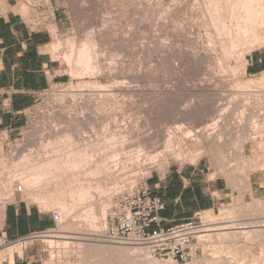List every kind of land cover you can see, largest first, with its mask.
I'll list each match as a JSON object with an SVG mask.
<instances>
[{"label":"rangeland","instance_id":"374dc122","mask_svg":"<svg viewBox=\"0 0 264 264\" xmlns=\"http://www.w3.org/2000/svg\"><path fill=\"white\" fill-rule=\"evenodd\" d=\"M26 3L47 8L37 18H44L57 36L56 58L72 81L54 85L42 93L16 135L0 133V190L4 189L6 194L2 198L7 199L6 204H0V227L1 208L9 203L25 201L45 215L55 210L62 214L52 200H60L64 193L71 200L69 193L76 184L74 174L61 178V174L49 175L36 186L25 184L27 178L35 176L31 169L54 158L55 150L62 145L90 142L107 146L99 158L106 159L108 165L98 176L100 181L94 182L95 197L90 200L93 211L89 213L90 203L78 205L75 214L72 211L63 224L53 227L55 233L45 235L70 236L73 245L66 248L65 239H54L57 244L50 248L45 242L47 238L42 237L21 244V253L19 250L15 253L22 255L25 247L30 246L36 260H42L43 264H98V259H86L90 243L122 245L87 239L100 240L99 236L106 231V217L122 195L145 184L156 171L164 174L175 165L207 163L232 183L247 187L249 170L259 169L262 166L259 156H264V81H259L264 72L250 75L248 71L251 57L264 54V0H26ZM58 7L66 19L61 32L54 15ZM215 122L220 136L205 142V129ZM112 133L121 134L124 142L110 144ZM118 150H124L123 154L111 158V153ZM97 185L105 190L97 191ZM18 186L23 187L22 193L16 191ZM40 196L48 202L38 203L35 199ZM257 204L263 205L264 201L236 197L219 214L204 213L202 218L206 225L209 219L215 224L260 221L264 208L258 210ZM104 205L108 206L105 216L101 212ZM229 211L234 215L225 217L224 213ZM92 214L97 216L93 222L84 217ZM5 247H0V264H13L14 258H10ZM202 248L203 253L188 264H219L208 257L215 251L221 256L218 259L231 255L241 259L237 261L240 264L264 261L261 245L243 239L217 244L203 242ZM142 251L137 253L138 264H143L145 254L149 256L146 250Z\"/></svg>","mask_w":264,"mask_h":264},{"label":"crops","instance_id":"0c3cea01","mask_svg":"<svg viewBox=\"0 0 264 264\" xmlns=\"http://www.w3.org/2000/svg\"><path fill=\"white\" fill-rule=\"evenodd\" d=\"M0 3V49L4 53L0 63V133L13 136L25 126L27 113L40 95L54 85L72 81V77L56 58L57 36L44 18H37L47 8L28 6L26 0H1ZM54 15L57 30L61 32L65 13L58 7ZM248 71L250 75L264 72V54L251 57ZM259 158L262 166L249 170L247 187L232 183L207 163L175 165L164 174L156 171L147 179V184L152 196L166 205L161 213L164 225L180 224L197 214H219L236 197L264 201V156ZM1 209L0 238L6 244L54 227L51 214L45 215L25 201L9 203ZM6 244L2 246H9ZM29 247H25L22 255L14 254L13 264H43L42 260H36L33 248Z\"/></svg>","mask_w":264,"mask_h":264},{"label":"bare ground","instance_id":"6f19581e","mask_svg":"<svg viewBox=\"0 0 264 264\" xmlns=\"http://www.w3.org/2000/svg\"><path fill=\"white\" fill-rule=\"evenodd\" d=\"M248 1V0H247ZM260 2V1H259ZM209 3V2H208ZM246 3V2H245ZM248 5V4H247ZM252 6V5H251ZM233 7V6H232ZM242 7V5H241ZM236 8V7H235ZM206 9V8H205ZM252 9V8H251ZM256 10V8H254ZM253 10V9H252ZM264 10V9H263ZM261 11V10H260ZM230 12V11H229ZM249 12V11H248ZM246 12V13H248ZM252 12V11H251ZM250 13V12H249ZM214 14V13H213ZM227 15V14H226ZM259 15V14H258ZM244 16V15H243ZM258 17V16H257ZM264 17V16H263ZM261 18V16H260ZM264 20V19H263ZM231 21V20H230ZM229 21V22H230ZM261 22V21H260ZM262 23V22H261ZM258 24V23H257ZM260 24V23H259ZM258 24V25H259ZM250 25V24H249ZM248 25V26H249ZM254 25V24H253ZM255 26V25H254ZM263 26V25H262ZM241 27V26H240ZM243 27V26H242ZM243 29V28H242ZM253 29V28H251ZM238 30V29H237ZM240 31V30H238ZM231 33V32H230ZM243 33V32H242ZM222 37V36H221ZM254 37V36H253ZM237 38V37H236ZM256 38V37H255ZM247 39V38H246ZM253 39V38H252ZM241 40V39H240ZM254 40V39H253ZM261 40V39H260ZM262 45V44H261ZM254 46V45H253ZM256 46V45H255ZM264 46V44H263ZM84 47V46H83ZM87 47V46H86ZM58 47H56V51H57ZM85 49V47L83 48ZM82 49V53H85V51L83 52ZM250 49V48H249ZM249 51V50H248ZM241 52V51H240ZM235 53V52H234ZM218 54V53H217ZM85 55H87L85 53ZM84 55V56H85ZM78 56V55H77ZM88 56V55H87ZM86 56V57H87ZM78 58V57H77ZM227 58V57H226ZM80 60V59H79ZM81 62V60L79 61ZM91 67H88V70H90ZM227 70V68H226ZM229 70V69H228ZM259 81L263 82L264 81V77H262ZM260 83V82H258ZM253 84V83H252ZM248 85V84H247ZM97 86V85H96ZM242 86V85H241ZM98 87V86H97ZM102 87V86H100ZM264 88V87H263ZM101 89V88H99ZM262 90V89H261ZM264 90V89H263ZM118 104V103H117ZM254 109V108H253ZM103 111V110H102ZM104 112V111H103ZM258 113V112H257ZM83 119V118H82ZM257 119V118H256ZM80 121V120H79ZM90 121V120H89ZM252 121V120H251ZM88 122V121H87ZM257 122V121H256ZM216 123V122H215ZM213 125V127H207L205 129V142H209L212 141V139L214 140V138L216 136H218V132L219 131V126L216 123ZM261 123V122H259ZM264 123V122H263ZM254 124V123H253ZM126 127V126H125ZM257 129V128H256ZM127 130V129H126ZM255 130V129H254ZM116 133V132H115ZM118 133V132H117ZM200 133V132H199ZM113 136H110L111 138L108 139V142L111 144V142L115 143V142H124L123 141V137L121 136V134H114L112 133ZM202 134V133H201ZM200 134V135H201ZM84 136V135H83ZM203 136V135H201ZM200 136V137H201ZM215 136V137H214ZM220 136V134H219ZM218 136V137H219ZM85 137V136H84ZM87 137V136H86ZM171 137V136H170ZM222 137V134H221ZM91 138V137H90ZM108 138V137H107ZM106 138V139H107ZM202 138V137H201ZM200 138V139H201ZM105 139V138H104ZM121 139V141H119ZM171 139V138H170ZM173 139V138H172ZM192 139V138H191ZM196 139V138H195ZM221 139V138H220ZM84 140V139H83ZM89 140V139H88ZM91 140V139H90ZM103 140V139H102ZM81 141V140H80ZM86 141V140H85ZM171 141V140H170ZM217 141V138H216ZM87 142V141H86ZM89 142V141H88ZM107 142V144H108ZM179 142V141H178ZM92 143V141H91ZM185 143V142H184ZM78 142L76 144V146H67V145H62L64 147H60L61 145H59L58 147H60L59 150H55V156L52 159H49L47 162H45L44 164L42 163V165H40L37 168H33L31 169V171L35 172V176L34 177H30L27 178L25 180V184L30 185V186H36L37 184H39V182H41V180L44 178H48L49 175H51L52 177L54 175H60L61 177H65L64 175L70 173V174H74L75 177V182L76 184H74L75 186L73 187L74 189H70L68 191H71L69 193V199H71L70 201L65 198L66 194H62V198L60 196L56 197L57 199L59 198L60 200H52L55 201L54 204L58 207L61 208L62 210V219L66 218L68 215H70L72 213V211L74 212L75 208L78 205H82V204H86V203H90L89 205V213H91L93 210L92 208V204L90 202L91 199H94L95 194L94 192H96L94 190L93 192V187H95L94 182H96L97 180H99L98 177L99 175L102 174V172L106 171V166L108 165V163L106 162V157H104L105 161L100 159L99 156H101V154L104 152H106V148L107 146L103 147L102 144H100V146H96L95 144L92 145L90 144H80ZM104 144L105 141H104ZM106 144V145H107ZM171 144V143H170ZM179 144V143H178ZM51 145V144H50ZM49 145V146H50ZM102 145V146H101ZM52 146V145H51ZM55 148V147H54ZM186 149V148H185ZM106 150V151H105ZM125 150V149H124ZM124 150H118L116 152H113L109 155H111V158H115L116 156H119L120 152L121 154L122 151ZM174 151V150H173ZM131 152V151H130ZM135 152V151H134ZM145 152V151H144ZM103 153V154H104ZM128 153V152H127ZM132 153V152H131ZM130 154V153H129ZM137 154V153H136ZM141 154V153H140ZM108 155V156H109ZM132 155V154H130ZM135 155V154H134ZM133 155V156H134ZM159 155V154H158ZM158 155L155 157L157 158ZM198 156V154H197ZM124 157V156H123ZM152 157V156H151ZM154 157V156H153ZM180 157V153L177 155V158L179 159ZM103 158V157H102ZM129 160V157H127ZM136 158V157H135ZM141 158V157H140ZM148 158V157H147ZM196 158V157H195ZM194 158V159H195ZM153 159V158H152ZM131 160V159H130ZM197 160V159H195ZM151 161V160H150ZM107 164V165H106ZM124 166V165H123ZM35 167V166H34ZM30 171V172H31ZM120 171V170H119ZM33 172V173H34ZM73 176V175H72ZM71 176V177H72ZM50 177V176H49ZM51 177V178H52ZM81 177H83L84 179H82ZM56 178V177H55ZM69 179V178H68ZM42 180V181H43ZM53 180V179H51ZM73 180V181H74ZM100 181V180H99ZM69 182V181H68ZM72 183V182H71ZM73 184V183H72ZM98 184V182H97ZM58 186V183L56 184ZM69 186V185H68ZM73 186V185H72ZM71 186V187H72ZM98 186V185H97ZM29 187V186H28ZM62 187V186H61ZM69 187V188H71ZM99 187V186H98ZM57 187L55 186V190L57 191L59 189H56ZM61 189V188H60ZM98 189V188H97ZM4 189L0 190V204H6V197L2 198V195H5L3 191ZM104 191L105 189L103 187H99V189L97 191ZM60 191V190H59ZM58 192V191H57ZM63 192V189H62ZM65 192V191H64ZM11 193V192H10ZM32 195V194H31ZM64 195V197H63ZM9 196V195H8ZM37 196V195H36ZM59 196V195H58ZM42 197V198H41ZM48 197V196H47ZM68 197V195H67ZM52 198V197H51ZM65 198V199H64ZM50 199V198H49ZM36 201H38V203L40 202L41 205H43V203L45 204V202L47 201V198L40 196L36 197L35 199ZM105 203V202H104ZM53 204V203H52ZM49 205V204H48ZM262 205V204H261ZM261 205H255L256 208H258V210H261V208H264V204ZM103 206V205H102ZM254 206V207H255ZM44 207V206H43ZM102 208V207H101ZM108 206L104 205V207L102 208L101 212H103V216H105L108 211ZM255 209V208H252ZM251 209V210H252ZM248 211V210H247ZM264 211V210H263ZM61 214V215H62ZM75 214V212H74ZM236 214V213H235ZM238 214H240V212H238ZM231 215H234V213L231 211L224 213L225 217H230ZM74 216V215H73ZM79 216V215H78ZM77 216V217H78ZM76 217V218H77ZM80 217V216H79ZM84 217H87L88 219H91V221L93 222V220H97V216L94 214H92V216H88L85 215ZM91 222V224H92ZM95 222V221H94ZM96 226V225H94ZM93 228V226L91 227ZM92 231V229H91ZM95 231V230H94ZM90 235V234H89ZM95 235V234H94ZM97 235V234H96ZM201 241L205 242V243H221L222 241H230V240H236V239H243L246 242H255L257 244H260L261 247L264 250V218H261L260 221L258 220H252L251 222H224L221 224H215L213 221H211L209 219L208 224L205 225L204 230L201 232ZM44 238H47V240L45 241L46 244H48V246L50 248H52L54 246V244H57V241H54V239H65L66 241H64L63 245L66 246V248L69 245H73V243L69 240H71L72 238L69 236H59V235H48V236H43ZM96 237V236H95ZM74 238V237H73ZM88 238V237H87ZM76 239V238H75ZM81 239V238H80ZM79 240V239H78ZM82 240V239H81ZM84 240V239H83ZM88 241H98V242H102L99 239H87ZM85 239V241H87ZM17 244V243H14ZM21 245V243L19 245H11L8 249H7V254L9 256H11L10 258H14V254L17 250H19L20 252V248L19 246ZM24 245V244H22ZM85 245V244H84ZM87 245V244H86ZM206 245V244H205ZM2 246V243L0 242V247ZM88 247V246H87ZM222 248V247H221ZM84 249V248H83ZM218 249V248H217ZM246 249V248H245ZM243 249V251L245 250ZM138 250H141L140 248H132V247H126V246H112V245H101V244H96V245H91V243L89 244V248H87L86 251V259H93L95 258L98 259V264H138L139 263V256L137 255ZM140 252V251H139ZM143 252V251H142ZM218 252V251H217ZM216 251L213 255L208 256L210 258H212V260H216L217 263H221V264H225L227 262H230V264H240L237 261H242L239 258H235L233 256H223L222 259H218L221 258L220 254H218ZM232 252V251H231ZM21 253V252H20ZM83 253V252H82ZM148 253V252H147ZM2 254V253H0ZM149 254V253H148ZM218 254V255H216ZM146 256H144V260H143V264H158L155 260H153L151 257L148 256L147 258V254H145ZM1 256V255H0ZM83 257V256H82ZM84 258V257H83ZM85 259V258H84ZM1 260V259H0ZM83 260V259H82ZM211 260V259H210ZM232 260V261H231ZM264 260V259H262ZM80 261V260H79ZM97 261V260H96ZM154 261V262H153ZM215 261V262H216ZM223 263H222V262ZM83 262V261H82ZM81 262V263H82ZM93 262V261H92ZM90 263V261L88 262ZM206 263V262H205ZM262 264H264V261L262 262Z\"/></svg>","mask_w":264,"mask_h":264},{"label":"built area","instance_id":"2783aa9c","mask_svg":"<svg viewBox=\"0 0 264 264\" xmlns=\"http://www.w3.org/2000/svg\"><path fill=\"white\" fill-rule=\"evenodd\" d=\"M3 56V50L0 49V63ZM147 181L132 192L122 195L113 206L106 217V231L99 236L100 240L146 250L158 264H188L203 253L200 235L207 222L202 218V214H197L186 222L165 226L161 213L166 205L161 199L152 196ZM16 191L22 193L23 187L18 186ZM51 216L54 227L58 228L63 224L61 212L55 210ZM55 230L52 228L33 232L8 244L3 241L2 245H27L47 234L55 233Z\"/></svg>","mask_w":264,"mask_h":264}]
</instances>
